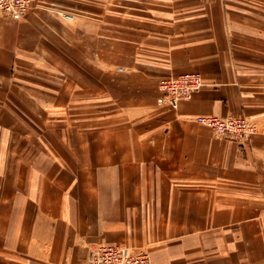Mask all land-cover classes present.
I'll return each mask as SVG.
<instances>
[{
  "label": "crops",
  "instance_id": "crops-1",
  "mask_svg": "<svg viewBox=\"0 0 264 264\" xmlns=\"http://www.w3.org/2000/svg\"><path fill=\"white\" fill-rule=\"evenodd\" d=\"M197 71L175 106L161 77ZM233 114L250 139L195 116ZM264 264V0H33L0 14V264Z\"/></svg>",
  "mask_w": 264,
  "mask_h": 264
},
{
  "label": "built area",
  "instance_id": "built-area-1",
  "mask_svg": "<svg viewBox=\"0 0 264 264\" xmlns=\"http://www.w3.org/2000/svg\"><path fill=\"white\" fill-rule=\"evenodd\" d=\"M33 0H0V14L17 19L23 15ZM203 84L197 71H184L160 78L158 88L160 101L175 106L179 101L188 100ZM195 120L210 128L212 132L226 139H250L256 131L255 124L233 114L195 116ZM84 264H151L148 253L142 249L123 244L92 245L89 247Z\"/></svg>",
  "mask_w": 264,
  "mask_h": 264
}]
</instances>
